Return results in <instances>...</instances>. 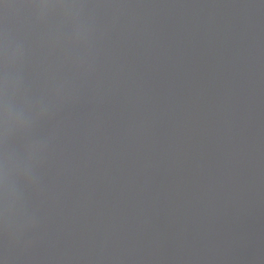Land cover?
Wrapping results in <instances>:
<instances>
[{"label": "water", "instance_id": "water-1", "mask_svg": "<svg viewBox=\"0 0 264 264\" xmlns=\"http://www.w3.org/2000/svg\"><path fill=\"white\" fill-rule=\"evenodd\" d=\"M0 264H264V0H0Z\"/></svg>", "mask_w": 264, "mask_h": 264}, {"label": "clouds", "instance_id": "clouds-1", "mask_svg": "<svg viewBox=\"0 0 264 264\" xmlns=\"http://www.w3.org/2000/svg\"><path fill=\"white\" fill-rule=\"evenodd\" d=\"M0 112L3 113L4 117H7L9 120L13 119L15 115L12 113L11 109L8 108L3 100V96L0 95ZM6 188H5V176L3 169L0 168V196H3L6 194ZM3 209L0 208V214H2Z\"/></svg>", "mask_w": 264, "mask_h": 264}]
</instances>
